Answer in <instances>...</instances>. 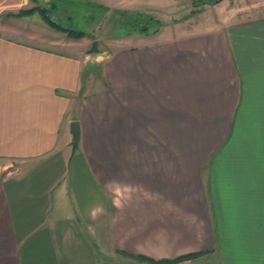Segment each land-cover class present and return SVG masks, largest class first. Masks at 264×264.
Returning a JSON list of instances; mask_svg holds the SVG:
<instances>
[{"label": "crops", "instance_id": "0c3cea01", "mask_svg": "<svg viewBox=\"0 0 264 264\" xmlns=\"http://www.w3.org/2000/svg\"><path fill=\"white\" fill-rule=\"evenodd\" d=\"M31 2L0 0V264H264V0L110 52Z\"/></svg>", "mask_w": 264, "mask_h": 264}, {"label": "rangeland", "instance_id": "374dc122", "mask_svg": "<svg viewBox=\"0 0 264 264\" xmlns=\"http://www.w3.org/2000/svg\"><path fill=\"white\" fill-rule=\"evenodd\" d=\"M249 1L251 0H221L216 4L200 6L195 13L191 0H33L30 8L36 7V10L31 13L32 16H18L30 15L28 22L37 21L47 26L39 11L44 9L58 24L83 31L81 42L88 43L89 50L95 41L93 46H96V50L110 52L115 43H128L139 37L160 33L164 30L165 22H169L171 26L174 22L179 23L178 25L200 24L221 18L234 5ZM112 5L117 6L111 10ZM53 31L62 38L61 41L68 38L61 31ZM57 40L56 38V50L69 49L68 44Z\"/></svg>", "mask_w": 264, "mask_h": 264}, {"label": "trees", "instance_id": "16d2710c", "mask_svg": "<svg viewBox=\"0 0 264 264\" xmlns=\"http://www.w3.org/2000/svg\"><path fill=\"white\" fill-rule=\"evenodd\" d=\"M221 0H191V4L194 8L193 12H198L200 9V6H204L207 4H216ZM36 10V7H32V8H28V9H23L20 10L18 13H16V15H28L33 13ZM44 21L51 27H53L54 29H56L57 31H61L63 33H65L66 37L68 38H74V39H79L82 38L84 36V32L80 31V30H75L69 27H65L62 26L61 24H58L57 22H55L52 18H50V16L46 13V11L44 9H39ZM141 31L143 30V28L140 29ZM95 42V41H94ZM94 42H92V46L89 50V52H93L96 49V46L94 45ZM118 253L120 255H123L125 257H129V258H134L137 259L141 262H146L148 264H177L179 262H182L184 260H192L195 259L203 254H205L204 251H199V252H194V253H188V254H184V255H180L178 257L175 258H170V259H155L146 255H141V254H133V253H129L126 251H118Z\"/></svg>", "mask_w": 264, "mask_h": 264}, {"label": "water", "instance_id": "95a60500", "mask_svg": "<svg viewBox=\"0 0 264 264\" xmlns=\"http://www.w3.org/2000/svg\"><path fill=\"white\" fill-rule=\"evenodd\" d=\"M78 138H79L78 123L76 121H73L71 123V139H70V145H71L72 152H74L78 146Z\"/></svg>", "mask_w": 264, "mask_h": 264}]
</instances>
